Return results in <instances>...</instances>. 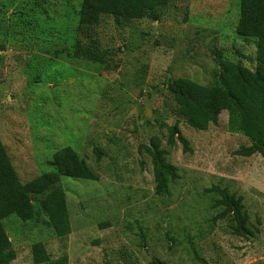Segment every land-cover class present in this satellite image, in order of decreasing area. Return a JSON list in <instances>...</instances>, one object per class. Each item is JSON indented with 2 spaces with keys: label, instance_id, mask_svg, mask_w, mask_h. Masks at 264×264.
Listing matches in <instances>:
<instances>
[{
  "label": "rangeland",
  "instance_id": "1",
  "mask_svg": "<svg viewBox=\"0 0 264 264\" xmlns=\"http://www.w3.org/2000/svg\"><path fill=\"white\" fill-rule=\"evenodd\" d=\"M81 0H0V142L20 183L52 171L71 148L96 180L58 177L70 232L57 237L31 197L34 216L0 220L15 257L34 264H264V167L241 156L243 136L221 111L205 130L173 115L165 84H217L218 60L255 66V41L233 35L238 0H168L158 19L77 26ZM75 43L103 61L72 57ZM176 126L185 140L170 138ZM155 140L175 168L158 195L146 153ZM223 189L240 205L249 239L232 233Z\"/></svg>",
  "mask_w": 264,
  "mask_h": 264
},
{
  "label": "trees",
  "instance_id": "2",
  "mask_svg": "<svg viewBox=\"0 0 264 264\" xmlns=\"http://www.w3.org/2000/svg\"><path fill=\"white\" fill-rule=\"evenodd\" d=\"M168 0H81L77 12V26H94L101 15H109L117 27L128 21L147 18L156 21L162 7ZM233 35L250 38L255 41V66L248 69L231 61L218 60L220 70L217 84L202 86L185 78L169 79L165 91L175 105L173 115L184 120L195 130H205L216 121L221 111L227 113V127L249 142L237 153L250 156L257 153L264 167V0H238L237 18ZM72 57L94 63L103 61L101 53H95L75 43ZM170 138L185 146V140L174 125L168 128ZM152 164V175L158 195L166 194L170 181L175 178V168L164 160V153L157 141L151 140L146 147ZM52 171L43 173L34 179L20 183L12 169L5 148L0 142V220L14 215L21 221L31 220L34 216L31 197H39L38 207L45 214L47 223L57 237L70 232L63 191L58 177L81 180H96L69 147L55 151L48 162ZM220 196L219 205L224 206L217 219L230 213L232 233L249 239L251 233L245 227L240 205L232 195L223 189L213 188ZM34 264L47 261V255L40 243L31 246ZM15 257L0 224V264H9ZM55 264H66V258H58Z\"/></svg>",
  "mask_w": 264,
  "mask_h": 264
}]
</instances>
